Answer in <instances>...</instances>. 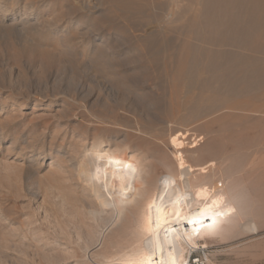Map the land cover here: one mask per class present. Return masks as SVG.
Returning a JSON list of instances; mask_svg holds the SVG:
<instances>
[{
	"label": "rangeland",
	"instance_id": "374dc122",
	"mask_svg": "<svg viewBox=\"0 0 264 264\" xmlns=\"http://www.w3.org/2000/svg\"><path fill=\"white\" fill-rule=\"evenodd\" d=\"M190 1L0 0V264L115 258L110 245L116 232H106L105 249L81 246L77 218L97 238L104 212L90 203L95 195L71 170L65 150L77 152L103 135L174 166L161 141L178 129L202 137L197 159L189 156L193 163H222L225 187L236 197L226 200L238 211L230 233L204 250L188 249L186 260L193 252L205 264H264V86L247 96L227 93L199 65L219 47L196 33L199 19L187 23L199 8V0ZM263 38L251 39L262 46ZM237 45L220 48L264 59V51ZM118 103L123 107L116 109ZM60 143L64 149L56 152ZM40 147L45 153L34 160ZM218 178L210 173L209 179ZM247 221L257 229L240 225ZM135 250L133 257L143 246Z\"/></svg>",
	"mask_w": 264,
	"mask_h": 264
},
{
	"label": "bare ground",
	"instance_id": "6f19581e",
	"mask_svg": "<svg viewBox=\"0 0 264 264\" xmlns=\"http://www.w3.org/2000/svg\"><path fill=\"white\" fill-rule=\"evenodd\" d=\"M189 2L193 1L188 0ZM198 2L197 12L187 19V23L199 19L200 25L195 28L196 33L202 35L203 41L216 44L219 49L212 53V59L208 57L210 60L203 61L202 65L197 59L196 61L218 78L224 92L244 94L257 92L264 86V59L255 55L246 56L245 53L242 55V52L240 54L234 50L226 51L220 47L238 44V47L251 46V50L257 53L264 51V43L262 46L258 44L257 35L258 42L251 39L254 38V34L264 37V0ZM185 7L188 6H183ZM171 15L168 14L169 17ZM263 41L264 38L260 43ZM194 49H198L197 46ZM198 50L207 53L204 49ZM202 84L204 87L207 86L208 79H204ZM1 105L5 106L4 100ZM120 105L118 103L116 109L123 107ZM131 108L130 106L129 109ZM133 110L132 108L131 112ZM190 131V129L171 131L166 142L157 137L158 133L154 136L159 138L158 142L160 140L161 144L165 143L166 147L170 148L175 160L174 166L166 163L165 158L159 154L157 156L154 153L148 159V155H140L136 149L133 150L122 142L113 145L114 142L105 140L103 135L93 137L91 143L83 142L84 144L77 148V152L70 153V149L66 148L65 153L71 157L67 164L71 165V170L76 172L81 182L95 195V199L90 203L99 205L104 212L97 219L96 229H101L97 238L93 237L95 235L92 232L93 236H89L84 229L87 223L83 218H77L76 222L79 225H74V229L84 241L81 246L88 248L98 244L105 249L106 232H116L110 245L112 254L117 255L115 258L104 257L105 262L99 263L89 255L86 260H90L92 264H186L185 251L199 248L204 250L208 241L233 230L232 222L238 211L233 202L226 200L236 198L225 187L228 175L221 170L222 163L217 164L214 158L200 164L191 161L189 156L194 159L198 157L197 149L202 137ZM52 145L48 147L49 152ZM60 148H63L61 143L56 152H59ZM44 153L40 147L37 154H34L37 155L34 160L42 158ZM159 168L165 172L159 174ZM216 172L219 173V178L209 179L210 173H213L214 177ZM96 201H99V204ZM63 202L76 206L81 204V207H84V203L75 198H63ZM240 225L247 230L257 229L254 222L252 224L247 221ZM141 235L146 237L140 240L138 237ZM139 246H143L141 254L133 257L135 248ZM206 261L209 262L207 256Z\"/></svg>",
	"mask_w": 264,
	"mask_h": 264
},
{
	"label": "built area",
	"instance_id": "2783aa9c",
	"mask_svg": "<svg viewBox=\"0 0 264 264\" xmlns=\"http://www.w3.org/2000/svg\"><path fill=\"white\" fill-rule=\"evenodd\" d=\"M186 264H205L199 256H193V252L189 255Z\"/></svg>",
	"mask_w": 264,
	"mask_h": 264
}]
</instances>
